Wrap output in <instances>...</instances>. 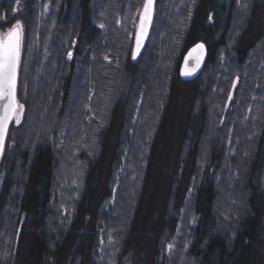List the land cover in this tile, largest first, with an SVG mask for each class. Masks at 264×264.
Wrapping results in <instances>:
<instances>
[{
  "label": "trees",
  "instance_id": "16d2710c",
  "mask_svg": "<svg viewBox=\"0 0 264 264\" xmlns=\"http://www.w3.org/2000/svg\"><path fill=\"white\" fill-rule=\"evenodd\" d=\"M144 3L0 0V264H264V0H156L133 58Z\"/></svg>",
  "mask_w": 264,
  "mask_h": 264
},
{
  "label": "snow or ice",
  "instance_id": "6c2138e0",
  "mask_svg": "<svg viewBox=\"0 0 264 264\" xmlns=\"http://www.w3.org/2000/svg\"><path fill=\"white\" fill-rule=\"evenodd\" d=\"M19 3V0H17ZM154 11V0H145L140 19L139 32L136 36V50L139 53L148 35V28ZM103 27V25H101ZM22 24H16L6 33H0V154L3 153L10 124H20L24 105L17 98L18 69L21 61ZM204 45H197L203 50ZM195 52L196 49H193ZM69 57L72 53L70 52ZM199 60V58H198ZM191 75L192 73H185ZM171 247V246H169Z\"/></svg>",
  "mask_w": 264,
  "mask_h": 264
},
{
  "label": "water",
  "instance_id": "95a60500",
  "mask_svg": "<svg viewBox=\"0 0 264 264\" xmlns=\"http://www.w3.org/2000/svg\"><path fill=\"white\" fill-rule=\"evenodd\" d=\"M155 1L156 0H154V11H153L151 23H150L149 28H148L147 38L144 40V42L141 46V49H140L139 53L136 54L135 58H137L142 53V51L144 50V48L148 42V39L150 37L151 30H152V24H153V16L155 13ZM140 19H141V16H140ZM139 25H140V20H139V24H138L137 34L139 32ZM137 34H136V36H137ZM200 44H202V43H199L197 45H200ZM197 45L194 46L193 48H191L183 59L182 67H181L182 77H186V76L194 77V76L200 74L205 67V64H206V61L208 58V51H207L206 47L204 46V48L201 52V50L197 49ZM193 49H196V51L194 52ZM135 50H136V42H135ZM135 50H134V52H135ZM198 58H199V60H198ZM186 72L192 73V74L186 75L185 74ZM18 73H19V69H18ZM9 129H10V127H9ZM9 129H8V132H9ZM6 140H7V138H6ZM5 145H6V142H5Z\"/></svg>",
  "mask_w": 264,
  "mask_h": 264
},
{
  "label": "rangeland",
  "instance_id": "374dc122",
  "mask_svg": "<svg viewBox=\"0 0 264 264\" xmlns=\"http://www.w3.org/2000/svg\"><path fill=\"white\" fill-rule=\"evenodd\" d=\"M142 10H143V7L141 8V11H140V14L142 13ZM139 14V19H138V23H137V29H138V24H139V20H140V15ZM7 31H5V32H3V33H6ZM237 84V83H236ZM235 86V85H234ZM22 115H23V113H22ZM21 119H22V117H21Z\"/></svg>",
  "mask_w": 264,
  "mask_h": 264
},
{
  "label": "flooded vegetation",
  "instance_id": "af4514ba",
  "mask_svg": "<svg viewBox=\"0 0 264 264\" xmlns=\"http://www.w3.org/2000/svg\"><path fill=\"white\" fill-rule=\"evenodd\" d=\"M17 98H18V96H17ZM10 126H11V124H10ZM10 126H9V127H10ZM4 150H5V148H4ZM3 155H4V151H3L2 154H0V165H1V162H2Z\"/></svg>",
  "mask_w": 264,
  "mask_h": 264
}]
</instances>
